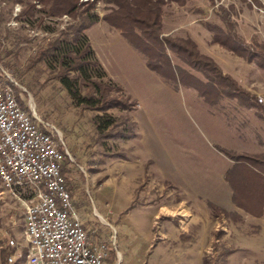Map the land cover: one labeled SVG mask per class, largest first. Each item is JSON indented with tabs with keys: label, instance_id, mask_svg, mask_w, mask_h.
Instances as JSON below:
<instances>
[{
	"label": "rangeland",
	"instance_id": "374dc122",
	"mask_svg": "<svg viewBox=\"0 0 264 264\" xmlns=\"http://www.w3.org/2000/svg\"><path fill=\"white\" fill-rule=\"evenodd\" d=\"M25 3L0 0V85H11L2 78L5 71L26 91L11 85L23 110L30 114L31 105L39 118L59 131L72 159L64 163L72 203L91 240L111 248L105 264H184L170 255L178 245L165 244L162 237L172 221L186 220L181 209L188 210L191 219L212 221L215 231L223 233L204 254L206 264H221L225 250L234 253L229 264H264V213L261 220L229 211L231 189L224 180L232 165L229 153L264 154V109L257 104L246 108L238 99H214V93L202 96L184 74L205 80L170 51L172 75L159 76L119 30L100 20L84 35L106 80L135 104L132 110L107 111L117 124L100 136L94 119L104 114L77 107L57 71L50 69L51 58H40L47 45L62 38L75 22L36 13L28 23L22 16ZM218 7L230 15L240 39L264 44V0L167 4L162 8L161 32L191 39L200 54L212 59L256 103L264 96V71L211 42L206 25L225 26ZM92 12L101 19L109 6L98 1ZM209 203L238 214L240 220L212 217ZM154 212L158 213L151 218ZM114 236L115 249L110 242ZM10 239L27 245L21 206L0 186V249L8 250Z\"/></svg>",
	"mask_w": 264,
	"mask_h": 264
},
{
	"label": "trees",
	"instance_id": "16d2710c",
	"mask_svg": "<svg viewBox=\"0 0 264 264\" xmlns=\"http://www.w3.org/2000/svg\"><path fill=\"white\" fill-rule=\"evenodd\" d=\"M24 1L26 3L22 16L28 17L26 20L28 23L36 13L45 18L68 17L75 22L68 27V32L64 33L62 38L47 45L40 58L42 59L43 55L51 58L48 64L50 69L57 71L56 76L77 107L104 114L94 119L96 132L100 136L115 128L117 124L115 118L107 115V111L112 109L128 111L135 106L128 96L123 95L119 86L106 80L105 72L94 58L91 46L84 35L89 26L100 20L109 27L119 30L125 41L145 57L148 69L159 76L166 78L172 75L168 57L170 51L205 80L200 81L187 72L184 74V80L193 85L202 96L207 97L214 93V99L221 97L238 99L246 108H255L258 105V108L264 109V106L254 103L255 98L240 87L231 76L223 74L212 59L200 54L191 39L163 36L162 8L167 4L183 6L192 0ZM98 1L109 6V12L101 19L92 12ZM207 1L211 6H215L220 0ZM218 8L220 19L225 26L222 28L215 24L206 25L211 33V42L247 62H254L264 71V44L258 43L255 39L249 43L240 39L235 33L230 15L224 8ZM228 158L232 165L226 171L224 180L231 189L232 204L251 217L261 218L264 213V154L229 153ZM64 171L65 165L62 174L67 186ZM208 207L214 218L224 215L230 216L233 221L240 220L238 214L227 213L212 203H209ZM222 234L216 231L214 240H219ZM0 250L1 264H7V256L11 251L3 248ZM232 253L233 250H225L220 255L221 264H226L228 256ZM203 264H206L205 259Z\"/></svg>",
	"mask_w": 264,
	"mask_h": 264
},
{
	"label": "built area",
	"instance_id": "2783aa9c",
	"mask_svg": "<svg viewBox=\"0 0 264 264\" xmlns=\"http://www.w3.org/2000/svg\"><path fill=\"white\" fill-rule=\"evenodd\" d=\"M11 85H0V186L21 206L27 245L10 239L7 264H105L111 248L91 240L66 186L62 169L72 159L59 131L31 105L25 112ZM256 102L264 106V96ZM110 242L115 249V236Z\"/></svg>",
	"mask_w": 264,
	"mask_h": 264
},
{
	"label": "crops",
	"instance_id": "0c3cea01",
	"mask_svg": "<svg viewBox=\"0 0 264 264\" xmlns=\"http://www.w3.org/2000/svg\"><path fill=\"white\" fill-rule=\"evenodd\" d=\"M232 209H235L237 211L239 210L232 204L231 201V205L228 206V210L231 211ZM178 212L179 211L176 210V214H178ZM157 213L158 212H154L151 215V218L154 217ZM189 213L190 212L188 210L181 209V212L179 214L181 216L183 214V217L186 218V220L179 221L176 224H173L175 221H172L170 223L171 225L167 226L166 232H162V237L163 240L166 241L165 244L174 243L178 245V248H173V253L170 252L171 257L178 256L179 260L185 261L184 264H187V262H189V264H202L204 254L208 253L211 250L212 244L216 242V240H214V234L216 233V231L214 229L212 221L203 222L201 220L191 219L189 217ZM262 218L263 216L260 219L263 220ZM149 226L150 222H148V243H150L151 241ZM183 237H185L186 240ZM182 238L184 239L183 241L181 240ZM164 251L166 253H169L168 248L165 249V247H163V252ZM233 255L234 253L229 255L227 264H229L230 259ZM194 261L196 262L193 263Z\"/></svg>",
	"mask_w": 264,
	"mask_h": 264
},
{
	"label": "clouds",
	"instance_id": "9594fccd",
	"mask_svg": "<svg viewBox=\"0 0 264 264\" xmlns=\"http://www.w3.org/2000/svg\"><path fill=\"white\" fill-rule=\"evenodd\" d=\"M17 11H19V7H17Z\"/></svg>",
	"mask_w": 264,
	"mask_h": 264
}]
</instances>
